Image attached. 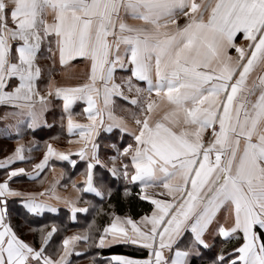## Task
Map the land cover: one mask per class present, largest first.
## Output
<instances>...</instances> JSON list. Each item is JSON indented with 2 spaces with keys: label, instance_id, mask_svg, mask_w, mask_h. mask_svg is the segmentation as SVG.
Listing matches in <instances>:
<instances>
[{
  "label": "snow or ice",
  "instance_id": "6c2138e0",
  "mask_svg": "<svg viewBox=\"0 0 264 264\" xmlns=\"http://www.w3.org/2000/svg\"><path fill=\"white\" fill-rule=\"evenodd\" d=\"M0 139V264H264V0H0Z\"/></svg>",
  "mask_w": 264,
  "mask_h": 264
},
{
  "label": "crops",
  "instance_id": "0c3cea01",
  "mask_svg": "<svg viewBox=\"0 0 264 264\" xmlns=\"http://www.w3.org/2000/svg\"><path fill=\"white\" fill-rule=\"evenodd\" d=\"M57 71H58V70H57ZM81 110H82L81 106H77V107L75 108V111H77V112H79V111H81ZM118 114H119V113H118ZM55 134H56L55 131H51V132H49V131H47V130H45L44 132H38V133H37V135H36V140L39 142V149L31 153V155H32L33 157H35V162H38V160H39L40 158H42L43 142H44L45 140H49V137L52 136V135H55ZM49 142H51V141H49ZM14 145H15V140H14V139H13V140H3V139H0V147H6V148H8V149H11V148L14 147ZM54 163H55V174H56L57 176H59L60 171H61V168L63 167V165H61L59 162H54ZM70 175H71V178H72V179H78V176H77V174H76L75 172L71 173ZM52 176H53V174H52L51 172H49V173H48V179L51 180V179H52ZM65 182H67L68 185H69L67 191H65V189H64L63 187H60V188H59V191L61 192V194H67V195H69V196L73 195V191H72V189H71V183H70V181H69V179H68V176H65V177L61 180V185L64 184ZM62 211H66V210L62 209ZM62 211H61V212H62ZM81 215H83V214H78V217L81 216ZM72 222H73V221H72ZM75 222H76V221H75ZM75 222H73V223H75ZM82 230H83V229H76V230L72 231V232L69 233V234H72V233H75V232H80V231H82ZM116 247H123V246H113V248H116ZM113 248H112V249H113ZM124 250H125V251H131V249H126V248H124ZM131 252H132V251H131ZM115 254H122V253H115ZM136 254H138V253H136ZM126 255H127V254H126ZM138 255H139V254H138ZM77 264H87V261H85V260H80V261L77 262Z\"/></svg>",
  "mask_w": 264,
  "mask_h": 264
},
{
  "label": "trees",
  "instance_id": "16d2710c",
  "mask_svg": "<svg viewBox=\"0 0 264 264\" xmlns=\"http://www.w3.org/2000/svg\"><path fill=\"white\" fill-rule=\"evenodd\" d=\"M147 202H142V204L140 206L137 207L136 211H139L140 207H144L147 208ZM65 211L61 212L60 215V219L57 221L58 223L62 222L63 226L66 228V233L65 234H69L72 231L76 230V229H84L87 225V221L91 219L90 216L86 217V214H83L81 216L78 217L77 221L75 223H73L68 217L67 215L64 214ZM111 253H122V254H127V255H138L134 252L131 251H125L124 247H116L113 248L111 250ZM103 255H109L110 253L108 252V250H103Z\"/></svg>",
  "mask_w": 264,
  "mask_h": 264
}]
</instances>
